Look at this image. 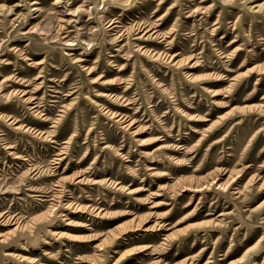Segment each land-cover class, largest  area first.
Returning <instances> with one entry per match:
<instances>
[{
	"label": "rangeland",
	"instance_id": "rangeland-1",
	"mask_svg": "<svg viewBox=\"0 0 264 264\" xmlns=\"http://www.w3.org/2000/svg\"><path fill=\"white\" fill-rule=\"evenodd\" d=\"M263 104L264 0H0V264H264Z\"/></svg>",
	"mask_w": 264,
	"mask_h": 264
},
{
	"label": "bare ground",
	"instance_id": "bare-ground-1",
	"mask_svg": "<svg viewBox=\"0 0 264 264\" xmlns=\"http://www.w3.org/2000/svg\"><path fill=\"white\" fill-rule=\"evenodd\" d=\"M204 1V0H203ZM258 6V5H257ZM15 7H16V5H15ZM3 10H4V8H3ZM7 10L9 11V12H11L12 10H14V8H7ZM139 27H140V25H139ZM113 28V27H112ZM153 33V32H152ZM157 54V53H156ZM155 54V55H156ZM32 103V102H31ZM264 105V104H263ZM114 114V113H113ZM128 123V122H127ZM220 185V184H219ZM183 188L182 189H189V187L188 186H186L185 184H184V186H182ZM193 189H195V190H200V188H197V187H194ZM240 193V192H239ZM200 224V223H199ZM134 229H136V228H134ZM146 229V228H145ZM98 259V258H97ZM99 260V259H98ZM96 261V262H94L95 264H99V261Z\"/></svg>",
	"mask_w": 264,
	"mask_h": 264
}]
</instances>
